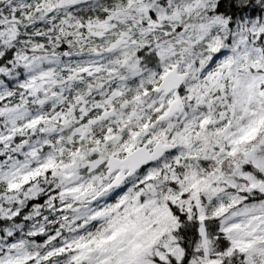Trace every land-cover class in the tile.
<instances>
[{
	"label": "snow or ice",
	"instance_id": "snow-or-ice-1",
	"mask_svg": "<svg viewBox=\"0 0 264 264\" xmlns=\"http://www.w3.org/2000/svg\"><path fill=\"white\" fill-rule=\"evenodd\" d=\"M0 264H264V0H0Z\"/></svg>",
	"mask_w": 264,
	"mask_h": 264
}]
</instances>
